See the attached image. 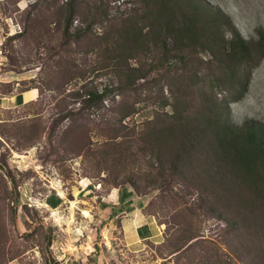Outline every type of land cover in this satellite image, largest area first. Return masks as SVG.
<instances>
[{"label":"rangeland","instance_id":"374dc122","mask_svg":"<svg viewBox=\"0 0 264 264\" xmlns=\"http://www.w3.org/2000/svg\"><path fill=\"white\" fill-rule=\"evenodd\" d=\"M90 1L106 7L110 15L137 7L136 0H103L105 5L102 0ZM195 1L220 13L226 38L236 30L252 42L264 33V0ZM66 2L0 0V92L40 88V98L34 102L0 107V264H255L247 251L244 227L230 226L225 218L198 205L195 193H187L183 177L165 182L149 152L137 149L139 140L126 150L133 129L138 136L141 123L153 116L156 105L151 100L141 102L140 112L123 121L118 119L117 103L123 97L133 99L127 92L116 99L110 96L95 113L81 108L72 93L84 84L103 89L114 71L102 67L103 47L92 46L104 31L100 23L93 27L96 35L89 33L80 41L83 48L93 50L79 51V29L92 14L89 5L76 0L69 23ZM66 48L71 51L60 50ZM188 54L187 61L169 64L149 77L152 84H163L164 95L172 89L183 91L186 77L194 79L199 77L195 73H212L219 66L210 61L211 53ZM253 54L254 64L241 69L240 81L219 93L225 106L229 102L226 115L240 126L264 123V49ZM62 55L83 61L87 69L85 74L68 73L65 101L63 92L48 89L47 83L52 80L54 87L63 80L56 66ZM16 77L23 80L8 83ZM246 83L245 92L234 99L235 90ZM198 92L191 91V102L201 101ZM122 183L150 193L148 210L164 231L163 240L150 239L137 252L123 245L118 227L105 226L97 203L88 200L93 193L85 195L87 188L103 192ZM55 188L66 197L59 211L37 200L33 206L24 203V189L38 197ZM193 232L198 236L191 239Z\"/></svg>","mask_w":264,"mask_h":264},{"label":"trees","instance_id":"16d2710c","mask_svg":"<svg viewBox=\"0 0 264 264\" xmlns=\"http://www.w3.org/2000/svg\"><path fill=\"white\" fill-rule=\"evenodd\" d=\"M83 2L89 5L92 17L79 29V51L87 54L93 50L83 48L80 41L89 33L96 35L93 27L100 23L104 31L97 34L92 46L103 47L102 67H112L114 74L103 89L84 84L72 93L81 108L95 113L110 96L116 99V95L127 92L133 99L123 97L117 103L121 109L118 119L123 121L140 112L141 102L151 100L156 105L153 116L141 123L138 136L133 129L126 150L139 140L137 149L149 152L165 182L174 176L183 177L187 193H195L198 205L225 218L230 226L244 227L251 260L264 264V123L234 124L226 115L229 102L225 106L219 98L221 90L240 81L241 69L252 67L253 53L264 49V33L252 42L236 30L226 38L220 13H211L195 0H136L133 11L111 15L96 2ZM101 4L106 3L102 0ZM77 5L76 0L65 3L69 23ZM190 51L211 53L210 61L219 66L212 73L186 77L183 91L172 89L170 95H164L163 84H152L149 77L169 64L187 61ZM82 63L63 55L57 61L63 80L54 87L52 80L47 83L48 89L63 92L62 101L67 97L68 73L87 72ZM146 89L149 91L143 95ZM246 89L247 83L242 84L235 90L234 99ZM192 90H199L196 95L201 101L191 102ZM191 234V239L198 236Z\"/></svg>","mask_w":264,"mask_h":264},{"label":"crops","instance_id":"0c3cea01","mask_svg":"<svg viewBox=\"0 0 264 264\" xmlns=\"http://www.w3.org/2000/svg\"><path fill=\"white\" fill-rule=\"evenodd\" d=\"M22 78H14L8 81L12 85L19 84ZM36 90V91H35ZM40 97L38 87L16 89L12 92H0V107L10 108L28 102H34ZM90 202L97 203L105 220V226L119 228L120 239L123 245L132 252H137L144 247L148 240L164 239L162 224L156 215L148 210L150 193H140L133 185L122 183L101 191L99 188H87L85 195ZM55 195V199L52 196ZM66 201L59 191H50L46 196V202L50 207H61ZM50 202V203H49ZM113 234L115 235L114 231Z\"/></svg>","mask_w":264,"mask_h":264},{"label":"built area","instance_id":"2783aa9c","mask_svg":"<svg viewBox=\"0 0 264 264\" xmlns=\"http://www.w3.org/2000/svg\"><path fill=\"white\" fill-rule=\"evenodd\" d=\"M54 188V187H53ZM56 191H58L56 188H55ZM51 191V190H50ZM46 192L45 194L44 193H39V196L36 197V196H33V193L29 194V191L27 189H24V192H23V196L29 200V202L26 200L24 201V203H27L28 205L30 206H33L35 203V200H37L40 204H42L43 206L45 207H48L52 210H58L59 211V208L60 207H50L49 204L46 202V196L47 194L50 192ZM37 198H40V200H38ZM34 200V201H33ZM36 201V202H37ZM57 212V211H56Z\"/></svg>","mask_w":264,"mask_h":264},{"label":"bare ground","instance_id":"6f19581e","mask_svg":"<svg viewBox=\"0 0 264 264\" xmlns=\"http://www.w3.org/2000/svg\"><path fill=\"white\" fill-rule=\"evenodd\" d=\"M36 91V90H35ZM60 192V191H59ZM61 192H62V190H61ZM74 202V201H73ZM86 211V210H85ZM55 213V212H54ZM85 213V212H84ZM86 214V213H85Z\"/></svg>","mask_w":264,"mask_h":264}]
</instances>
